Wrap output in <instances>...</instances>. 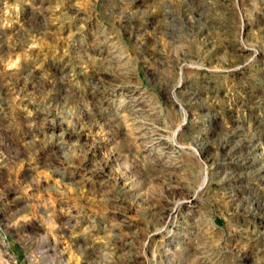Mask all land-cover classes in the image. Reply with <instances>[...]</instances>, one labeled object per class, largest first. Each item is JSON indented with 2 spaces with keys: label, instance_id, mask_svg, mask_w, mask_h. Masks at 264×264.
<instances>
[{
  "label": "rangeland",
  "instance_id": "rangeland-1",
  "mask_svg": "<svg viewBox=\"0 0 264 264\" xmlns=\"http://www.w3.org/2000/svg\"><path fill=\"white\" fill-rule=\"evenodd\" d=\"M0 264H264V0H0Z\"/></svg>",
  "mask_w": 264,
  "mask_h": 264
},
{
  "label": "bare ground",
  "instance_id": "bare-ground-1",
  "mask_svg": "<svg viewBox=\"0 0 264 264\" xmlns=\"http://www.w3.org/2000/svg\"><path fill=\"white\" fill-rule=\"evenodd\" d=\"M180 82V81H179ZM180 84V83H179ZM185 111V110H184ZM181 127V124L179 125V128ZM179 128H178V130H179ZM177 131V130H176ZM177 135V134H176ZM208 178H209V176H208V171H206V175H205V177L203 178V180H202V182H201V184H200V186H199V190H201V189H203L205 186H206V184L208 183ZM178 207H179V204H177L176 206H175V208L172 210L173 212L175 211V210H177L178 209ZM168 224V223H167ZM175 224V223H174ZM169 225H171V226H174L173 225V223L172 222H170L169 223ZM170 231H172V230H170ZM14 259V258H13Z\"/></svg>",
  "mask_w": 264,
  "mask_h": 264
}]
</instances>
